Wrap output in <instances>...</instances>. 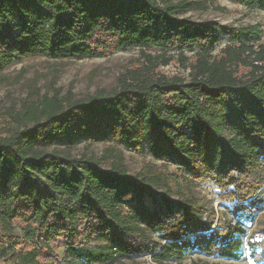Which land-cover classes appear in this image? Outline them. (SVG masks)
<instances>
[{
  "label": "trees",
  "instance_id": "1",
  "mask_svg": "<svg viewBox=\"0 0 264 264\" xmlns=\"http://www.w3.org/2000/svg\"><path fill=\"white\" fill-rule=\"evenodd\" d=\"M234 1L264 10V0ZM190 5L189 0H0V71L29 57H101L134 47L143 54L111 93L73 99L55 92L24 103L1 122L0 264H61L59 251L82 264L145 257L170 264L193 250L242 256L247 231L232 216H256L264 188L261 28H243L238 42L213 55L214 31L176 15ZM152 49L163 53H146ZM196 49L190 81L162 70L172 61L167 52L178 51L185 64V51ZM92 131L136 150L149 139L155 157L185 165L196 183L212 184L222 209H209L179 181L178 198L169 197L173 190L167 186L159 194L154 188L169 175L146 169L131 174L116 146L99 159L40 147ZM109 160L110 169H102L100 163ZM37 173L50 183V194L27 190ZM15 183L19 187L9 195ZM248 246L255 261L264 259V228Z\"/></svg>",
  "mask_w": 264,
  "mask_h": 264
},
{
  "label": "rangeland",
  "instance_id": "2",
  "mask_svg": "<svg viewBox=\"0 0 264 264\" xmlns=\"http://www.w3.org/2000/svg\"><path fill=\"white\" fill-rule=\"evenodd\" d=\"M178 2L180 0H169ZM190 8L179 11L176 15L180 18H188L192 21L205 23L217 36V43L212 49L213 55H218L223 48L229 44L238 42L237 34L243 28L260 26V44L264 43V10L258 7L251 8L246 4H239L234 0H189ZM186 50L184 56L188 62L183 64L179 58L178 51L167 52L172 58L171 64L162 70L169 76H180L186 81L193 77L189 65L195 57V52ZM146 53L158 55L163 53L158 49L147 50ZM142 51L139 48H129L123 51L108 53L101 57H84L75 59H47L44 57L24 58L20 62L3 68L0 71V124L9 121V115L13 111H21L22 105L28 102H35L44 95H52L60 92L62 96H69L73 99H88L99 93L108 94L118 88L119 80L125 74L128 67L137 68L142 60ZM28 128L31 125L26 126ZM16 128L24 130V124H16ZM116 146L119 153L125 159L128 171L135 174L142 169L151 171L166 172L169 176L163 184L154 189L159 194H164L169 187L173 193L170 198H178L174 182L182 183L183 189L193 193L198 199H204L207 207L216 211L222 209V203L217 200V189L212 184L196 183L187 167L181 166L177 161L167 158L159 159L151 152L150 140L145 139L141 149L136 150L126 144L114 143L105 133L92 131L86 137H57L49 142H40V147L48 151H58L70 154L73 157L96 158L105 156L107 149ZM111 161H102L100 167L104 170L110 169ZM32 181L27 190L35 196L46 195L52 192L50 183L42 174L31 175ZM19 184H14L6 192L13 195ZM259 211L256 216L249 217L241 212L232 216L233 220H240L244 223L247 234L244 235L243 254L238 259L222 258L219 256H207L198 250L190 251L181 262L170 264H191L202 262L203 264H264V259L255 261L248 246L252 235L264 228V188L258 199ZM228 213L226 216H229ZM262 219L257 221L258 215ZM231 216V215H230ZM138 228L153 238L156 234L151 233L145 225L139 224ZM15 233H18L17 231ZM259 250V249H258ZM257 250V251H258ZM61 264H82L59 251ZM136 262V263H135ZM155 264L151 258H130L121 259L112 264Z\"/></svg>",
  "mask_w": 264,
  "mask_h": 264
}]
</instances>
